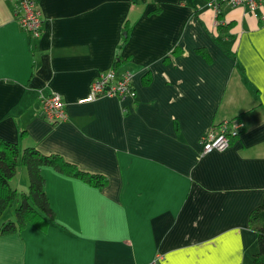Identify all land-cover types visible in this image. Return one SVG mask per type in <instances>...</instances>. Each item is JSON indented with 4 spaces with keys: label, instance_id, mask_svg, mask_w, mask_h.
<instances>
[{
    "label": "crops",
    "instance_id": "0c3cea01",
    "mask_svg": "<svg viewBox=\"0 0 264 264\" xmlns=\"http://www.w3.org/2000/svg\"><path fill=\"white\" fill-rule=\"evenodd\" d=\"M206 1L37 0L33 38L17 0H0V137L106 179L97 188L44 166L54 219L0 234V264H253L249 217L264 199V6L223 4L220 31ZM117 56L136 97L79 103ZM50 92L64 102L55 123L38 100ZM229 119L242 123L239 135L202 155L201 136ZM23 168L10 182L21 193Z\"/></svg>",
    "mask_w": 264,
    "mask_h": 264
},
{
    "label": "trees",
    "instance_id": "16d2710c",
    "mask_svg": "<svg viewBox=\"0 0 264 264\" xmlns=\"http://www.w3.org/2000/svg\"><path fill=\"white\" fill-rule=\"evenodd\" d=\"M221 17V13L218 15ZM222 31V26L217 25ZM131 23H125L122 44H125ZM121 62L117 56L114 69ZM24 166L28 175L27 192H18L10 181L14 177L17 166ZM44 166L51 167L57 172L79 178L88 184L101 188L105 184V177L88 173L78 169L61 157L41 154L33 147L20 148L17 143L9 142L0 137V217L5 211L14 207L15 220L1 223L0 234H10L22 229L26 224L35 220L49 222L54 219V211L50 206L45 192V178L42 175ZM249 221L256 234L257 251L253 256V264H264V199L250 214Z\"/></svg>",
    "mask_w": 264,
    "mask_h": 264
},
{
    "label": "built area",
    "instance_id": "2783aa9c",
    "mask_svg": "<svg viewBox=\"0 0 264 264\" xmlns=\"http://www.w3.org/2000/svg\"><path fill=\"white\" fill-rule=\"evenodd\" d=\"M223 4L232 7L243 6L254 12L260 6H264V0H207L206 5L212 8L217 18V25L223 24L218 16ZM15 13L20 26L27 31L31 37L37 38L41 34L42 17L37 8V0H17ZM133 74L128 71L117 72L116 69L99 72L97 78L90 84L88 94L79 99V103L91 102L99 97H116L118 99L133 100L136 90L133 86ZM42 116L49 122L55 123L65 118L64 102L57 93L39 95ZM242 123L237 119L225 120L222 123L208 129L200 138L201 154L211 151H223L228 148L234 137L239 135ZM161 255L156 256V260Z\"/></svg>",
    "mask_w": 264,
    "mask_h": 264
},
{
    "label": "rangeland",
    "instance_id": "374dc122",
    "mask_svg": "<svg viewBox=\"0 0 264 264\" xmlns=\"http://www.w3.org/2000/svg\"><path fill=\"white\" fill-rule=\"evenodd\" d=\"M23 169H25V168H23ZM25 171H26V170H25ZM10 182H11V181H10ZM16 204H18V202H14V204L12 205V207L9 208L7 211H5V212L3 213V215L0 217V223L3 222V218H4V217H7V215H8L9 213H13V216H15V215H14V207L16 206Z\"/></svg>",
    "mask_w": 264,
    "mask_h": 264
}]
</instances>
